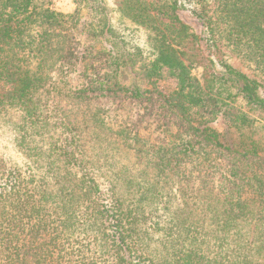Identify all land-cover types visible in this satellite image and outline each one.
<instances>
[{
	"label": "trees",
	"instance_id": "1",
	"mask_svg": "<svg viewBox=\"0 0 264 264\" xmlns=\"http://www.w3.org/2000/svg\"><path fill=\"white\" fill-rule=\"evenodd\" d=\"M75 2V12L64 15L39 11L35 0H0V115L19 112L26 129L34 130L40 119L37 95L48 81L42 63L31 67L30 48L41 38L76 35L104 59L101 72L81 82V93L140 99L151 81L172 84L163 96L185 122L186 136L177 147L157 151L159 167L179 155L191 157L196 142L240 157H264L261 84L230 65L220 48L231 47L264 74V0L129 2L123 14L156 31L149 56L129 38L127 27L114 23L104 0ZM182 12L192 16L196 28ZM191 64L202 70L200 77ZM76 142L69 133L60 148L61 158L80 177L75 182L50 191L31 175L0 185V264H264L263 213L251 209L240 187L228 192L219 186L213 206L200 199L207 228L193 225L183 212L168 213L164 224V213L153 208L162 203L159 189L103 192L78 160ZM237 171L232 177L241 181ZM154 233L162 234L158 245H152Z\"/></svg>",
	"mask_w": 264,
	"mask_h": 264
},
{
	"label": "rangeland",
	"instance_id": "2",
	"mask_svg": "<svg viewBox=\"0 0 264 264\" xmlns=\"http://www.w3.org/2000/svg\"><path fill=\"white\" fill-rule=\"evenodd\" d=\"M104 1L114 23L122 29L127 27L129 38L149 56L154 49L155 29L148 24L138 25L123 14L122 6L137 0ZM35 5L39 11L49 9L64 15L77 9L75 0H35ZM85 13L83 26L89 21ZM181 16L197 27L189 13L182 12ZM64 35L35 40L36 46L30 48L31 67L36 69L42 63L41 72L48 81L37 95L40 119L34 130L26 129L19 112L0 115V185L34 175L43 187L55 191L61 184L78 180L80 177L60 156V148L71 133L76 137L78 160L94 175L103 192L112 187L121 195L159 189L162 203L153 204V208L157 206L164 213L160 219L164 224L168 213L183 212L194 219L193 225L207 228L210 221H204L199 201H212L213 206L219 186L228 192L240 187L251 209L263 213L264 224V157H240L215 145L196 142V153L191 157L179 155L168 160L171 165L159 167L157 151L177 147L180 138L186 136L185 122L163 96L172 90V84L151 81L140 99L126 93H81V82L100 73L104 59L98 49L80 41V37ZM220 48L230 65L261 84L264 96V74L231 47L222 44ZM190 59L188 55L185 60L189 63ZM191 67L192 73L200 77L202 70L195 64ZM217 125L225 129L224 121ZM236 168L241 181L232 177ZM228 180L234 184L226 185ZM161 236L152 234V245H158ZM252 239L250 234L248 241Z\"/></svg>",
	"mask_w": 264,
	"mask_h": 264
}]
</instances>
